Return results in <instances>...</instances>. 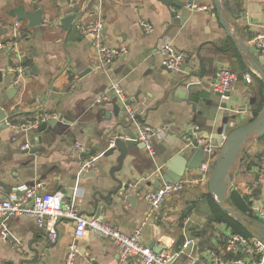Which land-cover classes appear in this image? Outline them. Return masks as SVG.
<instances>
[{
  "label": "crops",
  "instance_id": "0c3cea01",
  "mask_svg": "<svg viewBox=\"0 0 264 264\" xmlns=\"http://www.w3.org/2000/svg\"><path fill=\"white\" fill-rule=\"evenodd\" d=\"M194 2L206 9L186 10L184 22L176 25L167 6L157 0H0V41H15L12 48H0V107L6 121L15 124L45 113L59 119L56 126L42 131L0 126V203L15 188L41 182L46 191H59L91 219L83 212H90L94 192L105 194L116 186L109 171L118 152L103 155L110 148L109 140L118 133L124 140L123 130L136 133L140 126H166L167 135L151 141V153L137 146L127 148L122 169L114 175L131 187L128 193L143 190L131 201L112 196L110 205L102 209L101 222L124 233L139 229L141 243L148 248L153 244L155 253L176 255L183 241L193 240L195 251L177 255L173 264H209L204 249L231 257L220 232L223 224L231 227L214 218L209 176L202 178L199 169L187 170L181 178L186 187L156 212H150L143 198L146 191L156 189V181L164 183L161 176L173 156H192L195 148L185 137L211 138L217 145L212 134L225 137L264 106V82L257 72V66L264 69V53L255 46L256 35L264 32V0H217L218 7L213 0ZM17 4H23L25 12L36 7L42 16L40 26L28 27L27 20H19L21 26L15 30L12 24L17 19L8 12ZM71 13L70 28L77 25L72 36L60 26V20ZM97 20L103 24L106 42L124 49L105 71L94 68L91 38L80 31V26ZM141 20L150 23L153 31L145 33ZM163 42L186 55L183 70L164 68V54L158 49ZM16 51L29 65L17 92L6 94L13 88ZM224 67L237 75V81L222 97L212 90V83ZM247 72L249 79L244 77ZM112 82L123 89L137 124L127 119L120 104L118 117L111 113V104L103 106L102 113L96 111L98 100L113 97ZM188 92L194 107L184 101ZM97 144L100 150L90 154ZM77 145L88 151L77 150ZM241 148L229 171L226 197L233 194L235 203L251 213L252 203L264 199V137L253 133ZM56 229L57 239L51 243L32 216H0V264H123L115 244L90 231L76 236L72 220L59 218ZM71 248L74 256L69 261Z\"/></svg>",
  "mask_w": 264,
  "mask_h": 264
},
{
  "label": "built area",
  "instance_id": "2783aa9c",
  "mask_svg": "<svg viewBox=\"0 0 264 264\" xmlns=\"http://www.w3.org/2000/svg\"><path fill=\"white\" fill-rule=\"evenodd\" d=\"M187 10H205L206 7L198 6L194 0H183ZM145 33L153 31L150 23L141 20L139 22ZM15 30L21 26V21L15 20L12 24ZM103 24L100 20L80 26L81 33L91 38V47L93 49L95 64L94 68L98 71H105L123 52L124 49L111 47L105 40L102 32ZM15 46L14 40L6 42L0 41V48H12ZM255 46L264 53V32H260L255 37ZM164 54L163 66L168 70H179L186 55L177 51L172 45L165 44L160 50ZM18 64L13 68L14 78L11 86L16 87L20 83L24 71L26 69L21 63L23 58L16 51ZM246 79L250 78V73H245ZM237 75L228 68H220L217 76L212 83V90L222 97L229 94L235 86ZM111 91L115 94L117 102L125 110L127 119L136 123V113L131 109L127 96L123 89L116 82L110 85ZM56 118L54 114H39V116L19 123H11L6 121L13 131H28L37 129L44 122ZM137 124V123H136ZM167 135V127L152 128L150 126H140L134 138L137 142H142L144 148L151 153V141L154 139H162ZM115 136L109 140V146H113ZM185 142L194 147L201 148L204 154V161L200 165V175L207 178L210 175L211 167L216 160L219 147L211 142V138H192L185 137ZM76 149L81 152L88 150L80 145ZM264 162V157L262 158ZM187 182L180 180L173 183H162L156 189H150L143 194V198L150 208V212H156L164 201L176 192L186 187ZM32 202V206L29 203ZM5 214H18L32 216L38 227L44 228L48 240L53 243L56 241L58 233L56 222L59 218H68L74 223L75 235L83 236L86 231H90L104 239L110 240L118 247L119 261L123 264H173L177 255L194 252L195 242L191 239L183 241L180 251L176 254L166 252L155 253L153 250L143 245L140 241L139 229L131 233H124L117 227L100 222L96 219H87L82 216L72 204L63 199V195L59 192H49L44 189L41 182L32 185H22L15 188L5 200L0 203V216ZM251 214L257 222L264 226V199L255 201L251 205ZM254 219V220H255ZM221 236L225 243L226 251L231 254L227 258L221 256L217 252L210 249H204L203 254L207 257L209 264H264V239L254 235L245 236L234 232L225 224L221 225ZM74 256V249H70L68 254L69 261Z\"/></svg>",
  "mask_w": 264,
  "mask_h": 264
},
{
  "label": "water",
  "instance_id": "95a60500",
  "mask_svg": "<svg viewBox=\"0 0 264 264\" xmlns=\"http://www.w3.org/2000/svg\"><path fill=\"white\" fill-rule=\"evenodd\" d=\"M34 1V0H32ZM163 5H166L168 8V12L171 18L172 24H180L183 23L186 17V8L184 5L183 0H157ZM216 7H218L217 0H213ZM9 1L6 3L8 4ZM171 7H176L177 10L171 11ZM179 10V11H178ZM8 15L12 18H15L17 20H27V26L28 27H38L41 24V13L40 11L35 7L33 8L32 12H25L24 5L23 4H17L14 8L10 9L8 12ZM74 15L66 14L61 20H60V26L63 30H69L70 35H74L77 32V25L73 24V26L70 25L73 22ZM224 29L228 33V27L227 25H224ZM165 45V42H163L162 46H158V49H162ZM188 59L184 61V63L181 66V70H183L187 65ZM164 68L167 70V68L164 66ZM34 71V67L32 69ZM76 72V70H73ZM90 71V70H88ZM257 72L260 79L264 82V69L260 66H257ZM1 77V73H0ZM1 79V78H0ZM9 82L8 79H5V84L7 85ZM18 86L13 88H8L6 90V94H15L17 92ZM188 91L190 89V85L187 87ZM228 95V94H225ZM184 101L187 103H190L193 107L194 104L190 102V94L188 92V95L186 98H184ZM106 104L112 105V114L114 117H118L120 107L119 103L116 100V96L113 93V97H111L107 101H97L95 103V106L97 108L98 113H102L103 106ZM110 112L105 113V119H109ZM7 115L5 112L2 111L0 107V126L8 128L9 125L6 123ZM59 123L58 116L56 118H53L47 122L41 123L37 129L39 131L44 130L47 127H53L56 126V124ZM255 134L256 136H262L264 135V106L261 110V112L253 118L250 122H248L246 125L241 126L232 132H230L228 135L223 137L221 134H212L211 137L217 141V145L220 148L218 156L216 160L214 161L211 172L209 175V185L208 190L209 194L212 197V199L215 201L216 205L222 209L227 215L231 216L235 221H237L244 229H247L249 227V222L247 217L240 214L238 211H236L233 207L226 204V193L227 189L230 185V175L229 171L232 165L235 162L237 154L242 150L241 146L243 142L251 135ZM123 134L126 136L124 140L121 139V134L118 133L115 135L114 144L110 148H107L103 152L104 156L112 155L114 151L118 152V155L116 157V164L110 168L109 176L110 178L116 183V186L112 189L105 192V194H102L100 191L94 192L92 195L90 202L88 203V206L90 207V212H83L84 215H89L92 219H96L101 222L100 215L102 213V209H106L107 206L110 205L112 201V196L117 197L120 201H131L136 199L137 193L141 192L143 190V187L136 188L133 190V192L128 193L127 191H131V187L123 182L122 180H119L115 177V172H118L122 169L124 158L127 154V148L131 146H137L138 148H144V144L142 142H137L134 140L136 133H132L129 130H123ZM193 148L194 144H192ZM100 150V145H95L90 150V154H94L95 151ZM33 152V151H32ZM31 152V153H32ZM204 161V154L203 150L201 148L196 147L193 151V154L191 157L186 158L182 155H175L173 156L166 164H165V172L161 176V180L164 183H173L178 182L183 177L184 173L187 170H197L200 168V165ZM89 172H84L83 174L85 176H89V174H86ZM93 174L91 173V176ZM160 185V180L156 181L155 187L158 188ZM29 206H32V202L29 203ZM252 223V227L254 228V235L257 237H260L264 239V226L257 222L256 220H249ZM152 245L149 246V248L152 250Z\"/></svg>",
  "mask_w": 264,
  "mask_h": 264
},
{
  "label": "trees",
  "instance_id": "16d2710c",
  "mask_svg": "<svg viewBox=\"0 0 264 264\" xmlns=\"http://www.w3.org/2000/svg\"><path fill=\"white\" fill-rule=\"evenodd\" d=\"M21 64L23 66L27 67L29 65V61L23 60V62ZM256 116H257V112L255 113L253 118H255ZM261 137H264V135H262ZM208 197L210 198L213 216L215 219L226 222L227 224L230 225V227L236 233H241L245 236H250L251 233L254 232V228L252 227L251 221H249V228L244 229L237 221H235L231 216L227 215L222 209H220L216 205L215 201L210 197V194L208 195ZM226 198H227V200H226L227 205H230L236 211H238L240 214L246 216L248 218V220H254L255 219L252 216V214L249 213V211L245 207H241L237 203H235L234 198H233V194H229Z\"/></svg>",
  "mask_w": 264,
  "mask_h": 264
},
{
  "label": "rangeland",
  "instance_id": "374dc122",
  "mask_svg": "<svg viewBox=\"0 0 264 264\" xmlns=\"http://www.w3.org/2000/svg\"><path fill=\"white\" fill-rule=\"evenodd\" d=\"M248 219V218H247ZM247 222H249V220L247 221ZM249 228V227H248ZM232 229V228H231ZM251 229V228H250ZM233 230V229H232ZM241 234V233H240Z\"/></svg>",
  "mask_w": 264,
  "mask_h": 264
}]
</instances>
